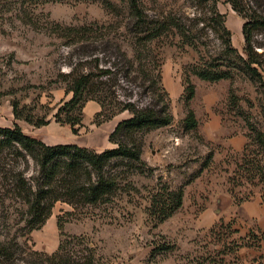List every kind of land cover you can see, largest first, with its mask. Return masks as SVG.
<instances>
[{"label":"rangeland","instance_id":"rangeland-1","mask_svg":"<svg viewBox=\"0 0 264 264\" xmlns=\"http://www.w3.org/2000/svg\"><path fill=\"white\" fill-rule=\"evenodd\" d=\"M139 1L148 18L172 15L187 35L174 28L140 43L144 34L136 37L128 0H0V126L20 120L30 134L33 124L16 119L13 100L25 114L55 120L59 107L72 97L66 89L72 70L105 81L120 100L149 102L159 79L155 62L173 113L169 124L136 134L141 160L119 158L104 167L105 177L116 184L102 200L87 201L75 189L73 180L88 183L86 174L81 178L65 167L56 171L51 214L34 229L29 224L31 200L43 171L35 155L0 135V264H258L264 244H249L261 237L247 217L246 204L264 205V177L252 175L264 165L259 136L264 134V79L232 69V78L210 82L192 72L205 60L229 57L221 33L206 20L209 4ZM238 1L245 12L264 15V0ZM218 7L227 15L233 46L246 55L247 18L228 0H219ZM252 44L262 61L253 65L264 74L263 30H254ZM99 68L111 73L98 77ZM188 77L196 86L190 101ZM209 91L217 92L211 107L205 99ZM190 108L198 118L196 127L186 121ZM97 113L87 127L78 125L83 142L102 150L116 146L111 129L130 112L108 119ZM212 115L221 118L223 141L205 136L203 124ZM238 132L247 137L245 148L224 151L226 138ZM165 189L182 190L183 202L158 223L149 207L153 195Z\"/></svg>","mask_w":264,"mask_h":264},{"label":"trees","instance_id":"trees-1","mask_svg":"<svg viewBox=\"0 0 264 264\" xmlns=\"http://www.w3.org/2000/svg\"><path fill=\"white\" fill-rule=\"evenodd\" d=\"M133 14L136 18L137 32L144 36L139 38L140 43L146 44L148 41H153L161 38L167 31L176 29L180 35L186 36L185 26L174 16L167 19L148 18V14L141 6L139 0H128ZM199 3L209 4L211 15L208 16L209 22L212 24L214 31L221 33L222 40L225 44L223 53L226 54L228 60L223 57H216L212 60H205L201 64L194 66L192 71L202 80L217 82L225 78L233 77L232 69H239L253 76L264 79V74L254 66V63L262 65V61L257 59L260 54L253 47V32L254 30L264 31V15L253 12H245V8L238 0H228L232 7L243 14L247 20L243 24V34L245 38V52L243 55L233 46L232 37L233 31L227 25V15L218 7L219 0H197ZM125 54V52H124ZM126 55V54H125ZM151 55V52H150ZM232 60V61H231ZM99 64L96 65L98 67ZM155 68L158 70V82L154 81L152 87L153 99L143 104H138L135 101H123L112 94L111 87L103 80H96L91 73L74 74V70L70 72V81L67 86V92H73L72 97L61 105L55 113V120L61 124H67L74 132H78V125H83L84 106L85 103L94 99L101 104L102 109L97 115H104L106 118H112L120 112L128 110L130 116L121 119L113 131L110 133V141L116 144L114 147H108L98 151L92 147L82 146L78 143H57L47 144L42 139L37 138L24 131L17 120L12 126H0V135L3 139L10 142H15L25 148L29 153L35 155L38 164L43 171V180L33 192L31 200L32 217L29 221L30 228H39L42 226L51 214V207L55 200V177L56 171L60 168H68L70 171H75L76 175L83 178L86 174L88 183L74 179L76 184L75 189L81 191L83 197L87 201L93 202L104 199L105 195L110 192L116 180L114 178L105 177L104 167L112 160L125 158L130 160H141V144L136 142V134L139 131H147L169 124L173 119V113L170 109V95L163 84H161V70L155 62ZM102 75L111 73L109 68H99ZM158 83V84H156ZM185 94L187 101L192 100L196 95V86L188 77L186 79ZM13 111L16 119H25L35 126H42L50 122L46 117H35L32 114H25L19 108L17 100L12 101ZM79 110L77 114L74 110ZM109 110V113H106ZM66 111V116H62V112ZM264 116V105H263ZM187 124L191 127L198 125V118L193 108L189 109L186 118ZM260 139L264 141V134L261 133ZM262 170V171H261ZM259 173L264 177V165H258V171H254L252 175ZM263 174V175H262ZM95 175V177L93 176ZM74 188V187H72ZM183 192H177L171 189H165L153 195L151 205L149 207L150 215L156 217L157 222H163L170 217L178 207L182 205ZM62 226V224H60ZM65 234L64 232H62ZM263 234V235H262ZM264 236V232L260 233V237ZM263 247L261 240L259 242L249 243ZM258 264H264V252L258 257Z\"/></svg>","mask_w":264,"mask_h":264},{"label":"crops","instance_id":"crops-1","mask_svg":"<svg viewBox=\"0 0 264 264\" xmlns=\"http://www.w3.org/2000/svg\"><path fill=\"white\" fill-rule=\"evenodd\" d=\"M217 96L216 91H209L205 95V99H207V106L211 107L213 100H215ZM102 109L101 104L96 100H89L87 104L84 106V117L83 123L84 126L90 125L94 114L97 113ZM221 118L217 115L211 117L210 120L205 121L203 124L205 136L209 140H216V141H223V133H224V126L220 123ZM20 121V120H18ZM86 123H89L88 125ZM116 125V124H115ZM115 126L112 127L111 131L114 129ZM110 131V132H111ZM29 133L37 138L42 139L47 144H57V143H78L82 146L92 147L96 150H102L105 147L101 145H96L90 143L83 142L82 140V129L78 131V133L74 132L71 127L67 124H61L56 120H51L49 123L42 125V126H35L32 125ZM226 148L224 151L231 150V151H241L245 148L247 137L242 133H234L231 134L230 137H227L224 141ZM101 146V147H100ZM107 146V144H106ZM246 207L249 211L247 217L254 222L255 230L257 233L264 232V205L261 203H257L256 201H249L246 204ZM249 226H252L249 223ZM54 233V229L52 230ZM261 242L264 244V236L261 239ZM254 250V248H252Z\"/></svg>","mask_w":264,"mask_h":264}]
</instances>
